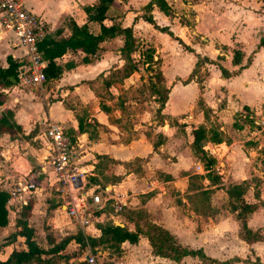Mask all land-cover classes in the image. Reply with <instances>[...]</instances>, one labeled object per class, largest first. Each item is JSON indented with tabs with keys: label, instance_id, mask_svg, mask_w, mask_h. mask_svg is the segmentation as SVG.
I'll return each instance as SVG.
<instances>
[{
	"label": "crops",
	"instance_id": "crops-1",
	"mask_svg": "<svg viewBox=\"0 0 264 264\" xmlns=\"http://www.w3.org/2000/svg\"><path fill=\"white\" fill-rule=\"evenodd\" d=\"M20 1L26 9L41 19L45 34L59 29L60 34L57 36L62 37L69 35L67 22L72 20L81 25L85 21L82 7L95 2ZM148 1L117 0V3L106 11L107 18L103 23L114 22L122 27L132 26L136 44L141 41V44L150 49V53L152 51V57L160 60L158 69L161 72L162 84L168 89L160 112L161 121L154 130L160 134V139L148 138L141 132L132 138L123 139L119 122L112 119L115 113L118 115V111L110 113V108L102 109L100 98L90 89V83L93 82L94 85L98 75L105 76L110 69H118L123 63L118 52L122 41L120 36H116L102 41L100 49L88 62H80L83 54L69 51L56 59L61 65L72 62L73 66L64 69L59 77L48 81L49 88L41 93V102L35 91L23 92L17 82L8 87L0 86V114L11 112L14 124L20 128L16 134H21L22 138L0 134V140L4 141V149L0 151L2 163L7 165V168L11 167L13 159L10 148L16 146V142L32 139L40 146L37 149L39 153L34 158L36 167L43 153V130L35 132L36 128L32 126L37 123L44 129L46 120L61 123L66 131H74L71 161L84 173L81 176L82 191L86 195L93 191L100 192L99 182L108 174L116 177L115 182L106 183L103 187L128 194L126 204L120 212L114 213L111 208L106 207L92 224L80 229L76 222L66 215L62 193L57 190L53 173L49 171L44 178L45 184L51 187L61 200L49 210L57 208L65 214L71 230L67 235L80 232L84 236L96 238L99 235L96 227L98 223L111 222L130 231H134L136 227L145 230L146 223H151L168 231L181 246L200 250L206 257L215 261L210 264H218L216 262L232 258L237 260H231L227 264H264V208L259 204L260 201L264 203V177L250 163L246 151L239 148H244L243 143L247 140L258 138L261 139L259 143L264 146V126L258 124L259 121L264 122V43L258 45L260 38L264 39V0H164L169 7L168 15L159 11L154 4L144 8ZM142 16H150L158 27H166L194 53L214 60L225 68L230 76L223 77L214 64L205 65L208 73L202 80L201 87L194 81L195 78L183 84L181 81L193 66L195 56L173 37L155 29ZM92 28L94 33L98 31L97 24H92ZM235 50L240 53L236 62L232 61ZM175 55H187V66L166 76L165 69L171 67ZM8 60L16 63V74L20 67L25 65L23 49L16 44L13 34L3 30L0 25L1 69L7 67ZM168 61L170 65L167 66ZM130 77L131 74L127 78ZM46 97L51 98L49 102H46ZM196 98L200 99L204 109L196 108ZM75 102L81 109H77V105L75 107ZM105 107L108 108L107 105ZM235 114L251 120L255 125L252 126L254 130L250 131L248 125L243 122L242 127H234L236 133L244 132L243 141H232L226 145L223 141L206 142L203 150L206 154L205 149L214 150L215 153L210 156L215 158V164L220 166V171H210L202 175L196 166L203 161L192 152L190 130L198 125L205 127L207 122L209 126L217 124L219 130H223V127L227 129ZM116 116L114 115L115 118ZM77 118L82 120V132L77 130ZM247 149L249 153L254 152L253 146H248ZM210 174L217 175L215 181ZM251 177L257 178L256 183L250 182ZM23 179V176L14 177L6 188L0 190L6 193L12 184ZM242 181L249 183L245 194L250 196L245 195L244 200L257 204L247 215L245 222L247 228L260 238L249 242L242 237L239 222L229 209L230 199L225 193L227 185L239 184ZM202 191H208L207 198L201 195ZM41 192L42 188L39 186L33 193L25 196V199L27 196L31 198V209L26 222L32 229L33 240V227L28 224V220L35 205L33 198ZM254 192L258 193V199L253 197ZM23 196L22 201H15L14 205L7 196L6 211L15 215L17 210H11V205L21 211L27 201ZM15 222L14 232L18 229ZM6 231L7 226L0 227V235ZM14 232L9 237L2 235L0 260H4L12 249L24 248L23 238L14 236ZM62 238L58 241L49 239V246L46 248L39 247L34 242L39 248L48 249ZM77 244L79 243L71 239L57 254L69 257V252ZM85 245L88 243L84 239V243L80 245L81 252L84 251ZM88 248L93 257L98 254L106 257L105 264L173 263L166 257L154 255L147 238L142 234L135 243L121 242L118 253L100 246L94 247V252L89 245ZM80 258L79 256L78 262ZM179 264L202 263L197 257L186 255L180 259Z\"/></svg>",
	"mask_w": 264,
	"mask_h": 264
},
{
	"label": "trees",
	"instance_id": "trees-1",
	"mask_svg": "<svg viewBox=\"0 0 264 264\" xmlns=\"http://www.w3.org/2000/svg\"><path fill=\"white\" fill-rule=\"evenodd\" d=\"M115 3H117V0H95L92 4L83 6L82 10L85 14V21L81 25H77L72 20H69L67 22L69 35L67 37L57 36L60 34L59 29L44 35V37L37 43V50L41 58L46 62L44 68V81L48 82L59 77L64 69H68L73 66L72 62H67L63 65L56 62V59L62 56V54L66 51L73 53L79 52L83 54L80 58V62L85 63L90 61L91 57L100 49L99 45L102 41L116 36H120L122 41L121 45L118 47L119 57L124 62V64H122V69H124L122 77H128L130 73L136 69V63L132 57V53L136 47V40L132 35V26L122 27L118 23L114 22L111 24L103 23V21L107 18L106 11L108 8L115 5ZM151 4H154L163 14H169V7L164 0H149L144 8H149ZM142 18L158 31L164 32L173 37L185 50L191 52L195 56L193 66L186 77L181 81L183 84L194 79L196 68L201 63L214 64L217 66L223 77L230 76V73L214 60L194 53V51L182 43L179 38L174 37L166 27H158L150 16H142ZM94 23L98 25V31L96 33L92 31V24ZM263 43L264 39L260 38L258 45ZM239 54L240 53L237 50L233 51L232 61L236 62ZM15 68L16 63H13L11 60H8L6 68H0L1 87H8L17 82ZM120 68L110 69L105 76L101 74L98 75L94 81L98 85H93V82L90 83V89H92L96 96L99 97L103 94L107 95L109 93L108 90L113 81L111 71L119 72L122 70ZM157 70L158 79L156 80L160 83L162 81V76L160 70L158 68ZM160 88L161 92L159 99L156 101L157 105L155 113L157 119L161 121L162 117L160 112L167 98L168 89L163 85H161ZM100 89H103L104 91L100 92ZM156 90L157 88L155 91ZM100 106L102 109H107L102 104H100ZM76 120L77 130L82 132V120L80 118H77ZM18 131H20V128L18 125L14 124L11 112L7 111L1 113L0 134L6 133L9 137L13 138ZM66 133L69 136L71 143H73L74 131L68 130ZM190 134L192 138L190 143L192 152L204 162L205 166H213L216 160L215 158L206 155L203 150V146L206 142H222L220 131L217 129H206L203 125H198L190 130ZM261 151H264V147L261 148ZM210 175L212 176V174ZM216 176V174L212 176L213 181L216 180ZM42 177L43 176L41 175V178ZM248 186L249 183L246 181H242L239 184L228 185L225 189V193L230 199L229 209L234 213L235 219L239 222L242 237L244 240L249 242L251 240H257L260 236L249 230L245 222L247 215L257 206L256 203H249L244 200V195ZM202 194L207 198L208 191H202L201 195ZM253 197L258 199V193L254 192ZM6 198L7 194L0 190V227H2L6 222ZM259 204L264 208L263 202L260 201ZM30 209L31 200L28 199L21 208L20 217L16 219L15 225L18 229L13 234L14 236L18 235L23 238L24 248L12 249L4 260H0V264H58L59 262L65 260L64 256L57 254L58 250H60L71 239L81 243V245L84 243L85 239L93 252L95 251L94 247L100 246L103 249L107 248L112 250L114 253H118L120 251L119 245L121 242L128 241L129 243H135L140 234L147 238L148 244L151 247V252L154 255L166 257L173 261L172 264H179L180 259L186 255L197 257L202 264L215 262L206 257L200 250H192L181 246L174 240L173 236L169 234L168 231L151 223H146L145 230L136 227L134 231L112 224L111 222L103 224L98 223L96 227L99 230V235L96 238L84 236L80 232H77L74 235H67L63 237L58 243L48 249H41L32 239V229L26 222ZM231 260L237 259L232 258L230 260L216 263L227 264Z\"/></svg>",
	"mask_w": 264,
	"mask_h": 264
},
{
	"label": "rangeland",
	"instance_id": "rangeland-1",
	"mask_svg": "<svg viewBox=\"0 0 264 264\" xmlns=\"http://www.w3.org/2000/svg\"><path fill=\"white\" fill-rule=\"evenodd\" d=\"M132 57L136 63V69L130 73L131 77H122V75L124 74V69H122V65L120 68L122 69L121 71H111L113 79L112 85L109 87V93L107 95L103 94L99 96L100 102H102L104 107L107 105L108 108L106 110H108L109 108L111 109L110 113L114 110L118 111L117 116L116 113L114 114L116 118L113 115L112 119L115 122H119V125L121 126L120 129L122 130L123 139L132 138V136H137L138 133L141 132L144 133L148 138L158 140L160 139V137L158 138V135L160 136V134L154 132V130L160 122V120L157 119L155 113L157 105L156 101L159 99L161 92L160 86L163 85L162 81L158 83V81L156 80L158 79L157 68L159 67L158 64H160V60H156V58H153L152 51L150 53V49H148L145 44H141V41L136 44L135 50L132 53ZM187 61V55H184L183 57L175 55L172 58L171 67L165 69L166 76L174 70H181L185 68L188 63ZM122 64H124V62ZM168 65H170V61L167 62V66ZM205 65L209 66L211 64L201 63L196 68L194 81L198 84V86L201 85L202 80H204L208 73ZM94 85L98 84L94 83ZM48 88L49 84L47 81H44L39 87L34 89L27 86L19 87V89L23 92L35 91L36 94H38V97H40V102L43 101L41 93L43 91H46ZM156 88L157 90L155 91ZM100 90V92L104 91L103 89ZM199 97L200 96H198V98ZM198 98H196L194 101L196 103V108H199L200 110L204 109V105L201 104V102L199 101L200 99L198 100ZM50 99V97L45 98L46 102H49ZM75 107L77 109H81L79 108L78 103L76 102ZM243 122L248 125V129L250 131L254 130L252 126L255 127V125L251 122V120L247 118L243 119L237 114H235V116L233 117V122L228 125L229 127L227 129L223 127V130H219L217 124H211L209 126V122L206 123L205 127L206 129L219 130L221 133V139L224 142L223 144L226 145L227 143L232 141L238 142L244 140V132L236 133V131H234V127H242V124H244ZM32 127L36 128L35 132H40L41 130H43V128L41 127V129L37 123L34 124ZM20 135L21 134H16L15 137L18 139H22ZM260 140V138H258L257 140L249 139L243 143L244 148L242 146H239V148L244 152L246 151L245 154L249 157L250 163L255 166L257 172H261V176L264 177V151H261V148H263L264 146L263 144L259 143ZM3 142V140H0V151L1 149H4ZM257 145H259V147ZM248 146H253V153H249L250 151L247 149ZM39 147L40 146L38 145V143L32 139H26L25 141L16 142V146L10 148V154L13 160L12 165L9 168H7V165L2 163V159L0 157V189H3L4 187L6 188L7 185L14 180V177H25L28 169H33L35 167L36 161L34 160V158L37 157V153H39L37 150ZM212 176H214V174H212ZM44 178L45 176L40 178L39 186L42 188V192L41 194L36 195L33 198L35 205H33V211L31 212L28 220V224L33 227L34 241L39 247L42 248H46L49 246V239H52L53 241H58L60 238L69 234L71 231L68 227V220L62 211H59L57 208V210H49L50 208L55 206V204L60 203L61 200L58 199L57 195L51 189V187L45 184ZM114 178L116 177L112 175L110 176L108 174L103 176L101 178V181L99 182L98 189L101 190L106 183L115 182ZM256 181L257 178H250V182L256 183ZM26 195L23 196L24 199ZM246 196L249 197L250 195ZM28 199L31 198L27 196L25 200ZM15 201L19 203L18 200ZM15 201L12 202L13 205L16 203ZM9 208L13 211H17H14L15 215L11 213V211H6L8 217H6V222L3 227L7 226V231L5 232V234L2 235H5L7 237L11 236L14 232L13 222H15V220L20 217V209H15L12 205L9 206ZM2 235H0V239ZM14 241L15 240H11V242ZM80 245L81 243L77 244L71 250V252H69L70 256L66 257L65 260L61 262V264H68V261L70 259L73 260V264H88L82 259V247ZM79 256L81 257L80 262L77 261ZM106 262V257H103L99 254L95 255L94 264H105Z\"/></svg>",
	"mask_w": 264,
	"mask_h": 264
},
{
	"label": "built area",
	"instance_id": "built-area-1",
	"mask_svg": "<svg viewBox=\"0 0 264 264\" xmlns=\"http://www.w3.org/2000/svg\"><path fill=\"white\" fill-rule=\"evenodd\" d=\"M0 25L3 30L13 34L16 44L23 49L25 65L17 71V84L32 89L39 87L45 80L46 65L37 50V43L45 34L41 19L26 9L20 0H0ZM258 124L264 126L263 121ZM41 141L43 153L37 166L28 170L21 182L11 185L6 191L8 200L21 202L22 195L31 194L39 187L41 175L44 177L51 171L58 186L57 190L62 193L63 209L80 229L92 224L106 207L111 208L114 213L122 210L128 199L125 192H116L105 187L98 193L93 191L88 195L82 191L81 176L84 173L71 161L72 143L64 125L51 120L44 121ZM205 150L207 156L215 153L213 149ZM196 169L204 175L210 171L218 173L220 166L215 164L207 167L202 162ZM82 259L88 263L94 262L88 245L84 247ZM68 264H72V260Z\"/></svg>",
	"mask_w": 264,
	"mask_h": 264
}]
</instances>
